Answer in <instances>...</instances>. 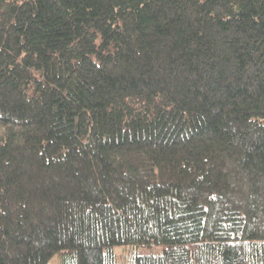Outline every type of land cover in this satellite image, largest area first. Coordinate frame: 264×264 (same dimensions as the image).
Masks as SVG:
<instances>
[{"label": "trees", "instance_id": "1", "mask_svg": "<svg viewBox=\"0 0 264 264\" xmlns=\"http://www.w3.org/2000/svg\"><path fill=\"white\" fill-rule=\"evenodd\" d=\"M264 264V0H0V264Z\"/></svg>", "mask_w": 264, "mask_h": 264}, {"label": "rangeland", "instance_id": "2", "mask_svg": "<svg viewBox=\"0 0 264 264\" xmlns=\"http://www.w3.org/2000/svg\"><path fill=\"white\" fill-rule=\"evenodd\" d=\"M119 256V263L120 264H129L131 257L135 253H147L151 252L152 249H149L147 247H134V246H118L116 248ZM61 255L60 253L54 255L51 258L52 264H61Z\"/></svg>", "mask_w": 264, "mask_h": 264}]
</instances>
